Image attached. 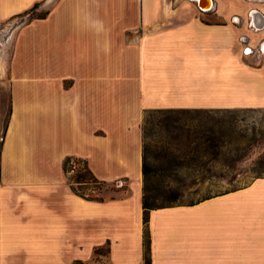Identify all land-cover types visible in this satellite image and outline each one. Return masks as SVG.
<instances>
[{
	"label": "crops",
	"instance_id": "0c3cea01",
	"mask_svg": "<svg viewBox=\"0 0 264 264\" xmlns=\"http://www.w3.org/2000/svg\"><path fill=\"white\" fill-rule=\"evenodd\" d=\"M35 3L47 15L12 31L33 37L17 44L24 53L12 51L7 98L0 88V264H145L143 113L264 109V65H253L264 57L253 54L264 8L234 12L242 19L234 26L225 7L199 14L168 0H0V26ZM248 19L261 30L248 31ZM242 35L252 53L229 99L226 64L243 60ZM67 156L117 190L102 201L75 194ZM147 229L150 264H264V175L152 209Z\"/></svg>",
	"mask_w": 264,
	"mask_h": 264
},
{
	"label": "rangeland",
	"instance_id": "374dc122",
	"mask_svg": "<svg viewBox=\"0 0 264 264\" xmlns=\"http://www.w3.org/2000/svg\"><path fill=\"white\" fill-rule=\"evenodd\" d=\"M128 1L130 6L138 4V0ZM168 5L197 10L193 0H168ZM252 6L253 2L247 0H214L213 8L204 13L212 14L216 8L225 7L228 14L230 13V17H239L233 13L243 12L244 8L248 9ZM44 12V9L38 6L29 15L22 14L8 26H0V88L4 98H7L8 95L7 80L12 51L14 53V50L18 49L22 53L24 47L19 49L20 47L17 48V44L21 46L24 40L28 41L33 37L30 29L11 35L12 31L22 23L31 20V17ZM197 12L200 14L198 10ZM230 17L227 21L229 25ZM232 25L239 26V24L233 22ZM243 28L242 33H245V26ZM236 44L241 50L243 60L240 62H227L226 64V95L229 99L238 96V94H235V88L247 76L245 73L248 70L244 60L247 55L243 52V44L239 38ZM253 65L257 69L262 67L264 57L255 60ZM199 110L213 112L191 113L188 117V125L194 135L189 141L172 140L170 138H151L148 141L150 144L149 163L154 171L149 175L147 184L157 190L156 203L159 206L170 203H195L204 198L243 188L255 177L264 175V109ZM6 123L7 117L5 115L1 126V141L5 135ZM209 127L217 130L219 138L213 140L212 143L195 139L196 135ZM164 140L169 145L168 152L171 155L165 154L160 144L156 143ZM75 186L77 185L75 184ZM90 187L91 184L82 186L85 189ZM114 187L116 188L117 185L114 184ZM106 193H110V190L103 191V195ZM100 253L104 254L105 249H101Z\"/></svg>",
	"mask_w": 264,
	"mask_h": 264
},
{
	"label": "trees",
	"instance_id": "16d2710c",
	"mask_svg": "<svg viewBox=\"0 0 264 264\" xmlns=\"http://www.w3.org/2000/svg\"><path fill=\"white\" fill-rule=\"evenodd\" d=\"M38 4L35 3L33 7L23 13L29 15L36 10ZM20 14L19 16H21ZM47 15V12L31 17L30 19H42ZM11 110L9 109V112ZM211 113L213 111H203L199 109H149L145 110L143 121L141 123V138H142V177H143V188H142V208H143V245H144V259L145 264H150V238L147 229L148 215L150 210L164 206H171L174 204H167L159 206L156 203L157 190L149 187L147 182L149 175L154 171L152 169L150 160V141L151 138H170L172 140L182 139L189 141L193 137V131L188 125V117L191 113ZM7 124V123H6ZM7 127V125H6ZM6 130V129H5ZM5 132V131H4ZM5 134V133H4ZM219 138L217 130L213 127H209L204 131H201L195 136V139L201 140V142H210ZM2 139V138H1ZM156 142L160 144L161 149L167 155H171L168 152V143ZM63 172L67 175L68 182L71 190L82 198L87 200L102 201L104 198L103 191L109 189L110 191H116L117 188L113 184L109 186L105 181L97 179L90 171L86 160L77 158L74 156H67L62 163ZM75 184L77 186H75ZM91 184L88 189L82 188L83 185ZM192 204V203H190ZM105 249V253H106ZM101 249L95 251L99 254ZM101 254V253H100Z\"/></svg>",
	"mask_w": 264,
	"mask_h": 264
},
{
	"label": "built area",
	"instance_id": "2783aa9c",
	"mask_svg": "<svg viewBox=\"0 0 264 264\" xmlns=\"http://www.w3.org/2000/svg\"><path fill=\"white\" fill-rule=\"evenodd\" d=\"M247 1L251 3L253 2V6L249 7L248 17L251 16V13L255 15V13H259V11L262 10L261 4H263L262 2L263 0H247ZM193 2L196 5V8L200 13H204V12L211 10L214 5V0H211L212 6L209 9H206L201 6L200 0H193ZM231 22L238 25L240 24V22H242V20L239 17H233L231 19ZM262 27H263L262 24L258 21H255V20L251 21V19H248L246 21V28L248 29V31H251L253 33H257L258 31L261 30ZM239 39L241 40V43L244 46L247 43L248 38L247 36L242 35L239 37ZM243 52L245 55H248L252 53V50L249 47H243ZM253 54H264V39L258 42V45L255 49L253 48Z\"/></svg>",
	"mask_w": 264,
	"mask_h": 264
},
{
	"label": "bare ground",
	"instance_id": "6f19581e",
	"mask_svg": "<svg viewBox=\"0 0 264 264\" xmlns=\"http://www.w3.org/2000/svg\"><path fill=\"white\" fill-rule=\"evenodd\" d=\"M201 2V6L206 8V9H209L211 6H212V2L211 0H200Z\"/></svg>",
	"mask_w": 264,
	"mask_h": 264
},
{
	"label": "flooded vegetation",
	"instance_id": "af4514ba",
	"mask_svg": "<svg viewBox=\"0 0 264 264\" xmlns=\"http://www.w3.org/2000/svg\"><path fill=\"white\" fill-rule=\"evenodd\" d=\"M262 2H263V4H261V7H263V8H264V0H263Z\"/></svg>",
	"mask_w": 264,
	"mask_h": 264
}]
</instances>
